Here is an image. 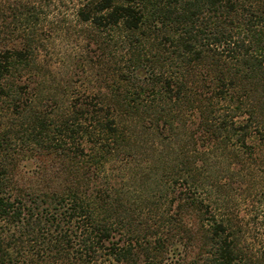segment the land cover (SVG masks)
<instances>
[{
	"label": "trees",
	"instance_id": "obj_1",
	"mask_svg": "<svg viewBox=\"0 0 264 264\" xmlns=\"http://www.w3.org/2000/svg\"><path fill=\"white\" fill-rule=\"evenodd\" d=\"M17 3L0 0V264H264L225 199L264 174V0H79L55 93L18 34L37 5L16 25ZM27 123L56 187L11 171Z\"/></svg>",
	"mask_w": 264,
	"mask_h": 264
},
{
	"label": "rangeland",
	"instance_id": "obj_2",
	"mask_svg": "<svg viewBox=\"0 0 264 264\" xmlns=\"http://www.w3.org/2000/svg\"><path fill=\"white\" fill-rule=\"evenodd\" d=\"M19 1L20 4L17 3V6H20L19 11H21L22 15L20 14V17L14 20L16 21V25L25 23V17L23 18L25 10L21 5L24 7H31L32 3H36L37 5V10L33 15L34 18L30 21L31 25L25 28L29 30H22V27L24 28L22 26L18 34L25 35L26 33L28 34L26 37L33 38L35 43L37 41V45L39 46L38 60L43 69L36 77L44 85L48 84L50 93H55L56 89L61 90V87L64 86V79L71 75V54L79 52L81 48L78 46L76 38H73L70 34L67 35L66 31H64L65 26L69 28L67 31H73L74 28H77L75 24V9L79 0ZM40 11L41 13H39ZM37 15L39 17L38 20ZM77 29L80 28L78 27ZM44 79L50 82L43 81ZM75 80L78 87H82V89L86 88L88 81H84L85 78ZM60 83L62 85H59ZM80 89L78 88V90ZM57 104L60 109H56L57 113L51 115L58 116V114H62L61 111L63 110L61 109L64 108V97L61 93L58 94ZM50 105H53V103ZM5 111L4 117L1 118L2 127L0 128V132L11 130L10 120L16 117L13 113ZM18 121V123L22 122V118H19ZM22 127L27 129L29 125L28 123L24 126L18 124L15 129L13 128L12 131L14 133L11 135L10 146H8V155L14 162L11 164L12 173L16 175L19 182L27 187L36 184L37 188L42 189L44 188L43 183L45 185L48 183L53 187L58 186L50 172L47 175L46 171H42L43 165L49 164V158L31 155L30 149L32 147L28 143L27 132H22ZM16 130L18 135H15ZM254 143L259 145L256 146L254 153L264 155V144L259 141V138L254 139ZM262 161H264V157H262ZM244 181L248 186L246 191H244V188L237 190L236 180L226 182L231 185L232 189L229 191L228 198L225 199L230 206L228 211L232 223L235 227L241 229L243 233L241 237L242 246L246 245L250 253L260 254L264 251V174L258 172L255 178L245 177Z\"/></svg>",
	"mask_w": 264,
	"mask_h": 264
}]
</instances>
